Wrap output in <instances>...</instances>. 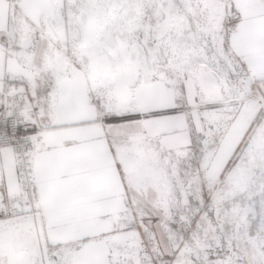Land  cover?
Listing matches in <instances>:
<instances>
[{
  "label": "snow or ice",
  "instance_id": "obj_1",
  "mask_svg": "<svg viewBox=\"0 0 264 264\" xmlns=\"http://www.w3.org/2000/svg\"><path fill=\"white\" fill-rule=\"evenodd\" d=\"M0 264H264V0H0Z\"/></svg>",
  "mask_w": 264,
  "mask_h": 264
}]
</instances>
